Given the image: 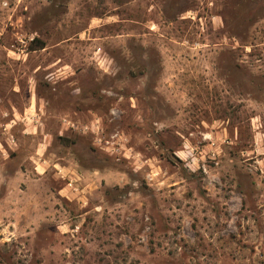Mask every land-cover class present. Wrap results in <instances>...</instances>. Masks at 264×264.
Returning <instances> with one entry per match:
<instances>
[{
	"label": "rangeland",
	"instance_id": "obj_1",
	"mask_svg": "<svg viewBox=\"0 0 264 264\" xmlns=\"http://www.w3.org/2000/svg\"><path fill=\"white\" fill-rule=\"evenodd\" d=\"M0 264H264V0H0Z\"/></svg>",
	"mask_w": 264,
	"mask_h": 264
}]
</instances>
